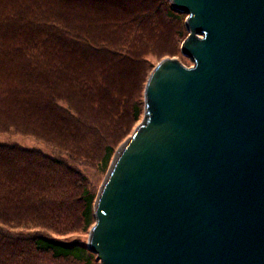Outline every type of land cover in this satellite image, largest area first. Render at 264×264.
Listing matches in <instances>:
<instances>
[{
  "label": "water",
  "instance_id": "1",
  "mask_svg": "<svg viewBox=\"0 0 264 264\" xmlns=\"http://www.w3.org/2000/svg\"><path fill=\"white\" fill-rule=\"evenodd\" d=\"M166 58L114 154L87 248L100 264H264V0H169Z\"/></svg>",
  "mask_w": 264,
  "mask_h": 264
},
{
  "label": "trees",
  "instance_id": "2",
  "mask_svg": "<svg viewBox=\"0 0 264 264\" xmlns=\"http://www.w3.org/2000/svg\"><path fill=\"white\" fill-rule=\"evenodd\" d=\"M168 5L0 0V264H94L79 238L96 194L80 167L101 148L107 170L144 111L124 106L150 57L176 51L183 14Z\"/></svg>",
  "mask_w": 264,
  "mask_h": 264
},
{
  "label": "rangeland",
  "instance_id": "3",
  "mask_svg": "<svg viewBox=\"0 0 264 264\" xmlns=\"http://www.w3.org/2000/svg\"><path fill=\"white\" fill-rule=\"evenodd\" d=\"M168 3L169 5L168 6H171L170 4V1L168 0ZM183 15H180L181 17V21L177 24H172L170 25V28H173L174 27V30L173 32L176 33L177 30H180L179 31V35H178V39H177V42L174 43V49H176L175 53L172 55V56H166V57H150V70L149 71H145L144 73V84L142 86H140L139 88L137 87H133L132 91H131V99L128 100L126 103H125V106H124V110L126 112H129L131 111V108H132V105H135V106H138V107H141V103L142 101H144V88H145V84L147 82V79L150 75V73L152 72V70L154 69V67L162 60L166 59V58H173V59H176L178 60L184 67H191L192 66V61L188 58V57H185L182 55L181 53V44L182 42L185 40V38L187 37L188 35V31L187 29L185 28V17L186 15L184 13H182ZM175 40H173L174 42ZM144 112V111H143ZM141 113L140 117H139V120L136 121V123L133 125V127H131L130 129V132L128 135L125 136V138L123 140H114V142L111 143V146L114 148V154L116 153V151L121 147V145H123L127 139H129L132 135V133L134 132V130L136 129V127L142 122L143 120V115L144 113ZM130 125V124H129ZM12 140L16 141V142H19V143H22L24 145H27L29 147H33L35 143H33L31 140H24L20 137H12L11 138ZM2 141H6V138L3 137V136H0V142ZM103 156V151L101 150V148H98V150L96 151V160L94 161V163L92 165H89V166H82L80 167L81 171L83 172V174L85 175L88 183H89V186H90V190L91 192H93L94 194H96V197H97V194H98V191L101 187V185L103 184V181L105 179V176H106V173L111 165V162L113 160V157L110 161V164L106 169H102L101 166H100V161H101V158ZM96 200V198H95ZM94 204H95V201H94ZM94 204H93V207H94ZM94 223H95V218H94ZM94 226V224L91 226V228L89 229L88 233L86 234V236H82L80 237L79 239L83 240L85 243H87V239H88V236H89V233L92 229V227ZM95 255V254H94ZM95 259H94V264H100L99 261L96 259V256H94Z\"/></svg>",
  "mask_w": 264,
  "mask_h": 264
}]
</instances>
